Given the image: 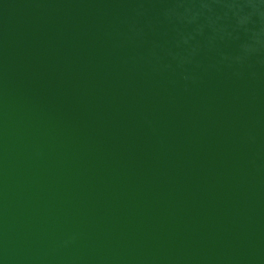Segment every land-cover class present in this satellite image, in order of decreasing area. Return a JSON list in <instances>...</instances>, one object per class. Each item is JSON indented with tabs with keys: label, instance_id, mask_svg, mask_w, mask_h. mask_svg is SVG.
Masks as SVG:
<instances>
[{
	"label": "water",
	"instance_id": "95a60500",
	"mask_svg": "<svg viewBox=\"0 0 264 264\" xmlns=\"http://www.w3.org/2000/svg\"><path fill=\"white\" fill-rule=\"evenodd\" d=\"M0 264H264V0H0Z\"/></svg>",
	"mask_w": 264,
	"mask_h": 264
}]
</instances>
